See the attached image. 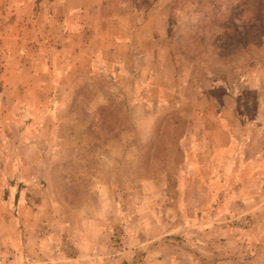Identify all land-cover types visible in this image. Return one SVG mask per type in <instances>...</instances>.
Segmentation results:
<instances>
[{"label": "rangeland", "instance_id": "374dc122", "mask_svg": "<svg viewBox=\"0 0 264 264\" xmlns=\"http://www.w3.org/2000/svg\"><path fill=\"white\" fill-rule=\"evenodd\" d=\"M264 264V0H0V264Z\"/></svg>", "mask_w": 264, "mask_h": 264}, {"label": "crops", "instance_id": "0c3cea01", "mask_svg": "<svg viewBox=\"0 0 264 264\" xmlns=\"http://www.w3.org/2000/svg\"><path fill=\"white\" fill-rule=\"evenodd\" d=\"M8 264H10V262ZM11 264H14V263H11Z\"/></svg>", "mask_w": 264, "mask_h": 264}]
</instances>
